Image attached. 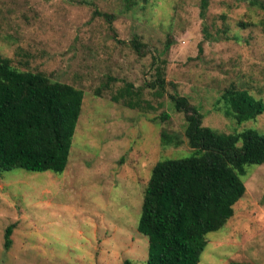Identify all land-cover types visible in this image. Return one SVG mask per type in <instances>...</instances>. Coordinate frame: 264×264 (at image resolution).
<instances>
[{
	"label": "rangeland",
	"instance_id": "374dc122",
	"mask_svg": "<svg viewBox=\"0 0 264 264\" xmlns=\"http://www.w3.org/2000/svg\"><path fill=\"white\" fill-rule=\"evenodd\" d=\"M200 1L0 0V56L84 93L62 175L0 172V264H144L148 240L137 223L152 168L191 153L169 95L196 106L203 126L264 133V113L237 124L216 104L231 84L264 100V10L209 0L202 18ZM158 65L161 98L145 87ZM125 83L144 88L142 99L155 109L113 101ZM161 131L183 142L163 146ZM240 180L245 194L207 235L199 264H264V164L247 166Z\"/></svg>",
	"mask_w": 264,
	"mask_h": 264
},
{
	"label": "trees",
	"instance_id": "16d2710c",
	"mask_svg": "<svg viewBox=\"0 0 264 264\" xmlns=\"http://www.w3.org/2000/svg\"><path fill=\"white\" fill-rule=\"evenodd\" d=\"M240 1L264 10L260 0ZM208 5L209 0L200 1L202 18ZM103 16L110 20L109 15ZM132 46L138 54L142 52L143 45L136 38ZM155 76L145 87L155 89L154 96L161 98L165 90L161 65L156 67ZM143 89L125 83L112 100L122 101L131 109L154 110L142 99ZM83 97L81 89L51 80L43 72L21 69L10 58L0 56V172L23 169L62 175ZM169 99L184 116L183 136L191 153L184 158L161 160L152 168L137 230L148 240L144 264H199L207 235L227 223L234 214V205L245 194L240 176L246 174L247 166L264 164V133L253 128L223 133L203 126V115L186 97L169 95ZM216 104L237 124L264 113V100L233 84ZM168 118L161 114V120ZM160 141L163 146L175 147L183 142L179 134L166 131H161ZM14 226L5 230L6 250L12 243Z\"/></svg>",
	"mask_w": 264,
	"mask_h": 264
}]
</instances>
